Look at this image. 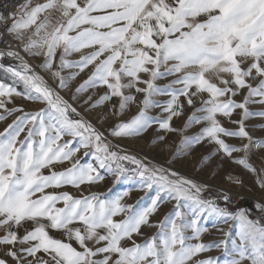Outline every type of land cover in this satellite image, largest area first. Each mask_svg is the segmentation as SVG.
<instances>
[{
    "label": "snow or ice",
    "instance_id": "6c2138e0",
    "mask_svg": "<svg viewBox=\"0 0 264 264\" xmlns=\"http://www.w3.org/2000/svg\"><path fill=\"white\" fill-rule=\"evenodd\" d=\"M0 27V38L6 33L25 53L43 57L40 67L59 81V88H67L91 65V75L76 93L105 86L92 108L118 97L119 112L114 114L119 115L136 102L133 90L143 94L137 114L108 129L112 137L138 136L152 123L174 131L170 121L182 114L186 102L194 109L186 127L204 126L195 136L182 138L175 155L206 140L216 145L213 155L223 153L256 172L247 159L252 137L245 120L253 115L250 104L264 105V0H25L15 12L0 14ZM84 49L92 51L77 61L66 59ZM4 57L19 61L15 66L0 64V69L24 90L0 81V121L21 113L0 132V264H264V197L254 205L260 213L255 219L250 218L251 209L231 211V196L223 190L203 198L208 185L119 150L11 45L0 50V59ZM65 68L79 71L65 76ZM166 77L174 78L163 86L156 83ZM245 89L247 94L237 102L234 97ZM14 96L45 106L37 111L9 108ZM158 96L169 99L161 103ZM155 107L168 113L167 118L149 115ZM237 109L241 116L232 119ZM256 114L264 116V111ZM218 116L229 118L236 130L223 126ZM227 137L248 143L237 146L226 142ZM81 149L94 157L95 165L73 159ZM66 161L70 166L57 171L55 166ZM101 169L116 182L138 177L140 187L155 195L140 206L123 203L128 192L104 198L96 192L77 197L46 191L94 184L104 179ZM228 179L243 184L239 177ZM257 183L264 190V176H257ZM165 201H175L174 207L153 225L150 217ZM207 217L213 226L236 221L239 242L228 233V239L202 242L208 226L201 221ZM153 226L158 231L138 242L142 228ZM221 246L222 261L194 259Z\"/></svg>",
    "mask_w": 264,
    "mask_h": 264
},
{
    "label": "rangeland",
    "instance_id": "374dc122",
    "mask_svg": "<svg viewBox=\"0 0 264 264\" xmlns=\"http://www.w3.org/2000/svg\"><path fill=\"white\" fill-rule=\"evenodd\" d=\"M43 2V0H33V3ZM92 51V49H84L80 53H72L66 57L68 60L77 61L80 59L81 55H86L88 52ZM25 60L32 66V69L38 73L39 70H43L49 76V80L45 79L47 83L53 87L59 94L67 100L73 107H76L80 112L81 116L90 121L97 129L103 131L107 139L115 144L119 145V150L124 153L135 155L138 159H141L144 163L151 165H157L164 168H171L174 171L179 172L182 176L193 179L197 183L206 184L209 187L203 193V198L208 199L214 197L220 192L224 190L223 188H237L240 189L243 193L249 194L253 196L255 203L261 201V198L264 197V190H255L252 192L250 190L253 189L250 186H247V180H242V178L237 176L235 172H232L231 168L235 167L237 163L233 162V160L229 158H221L215 157L213 155V151L211 148L206 146L203 142L201 144L194 145L190 150L186 151L183 155L176 156L175 153L177 148L180 146V142L184 137H190L191 134L184 131L185 129L180 128L179 126H175L172 129L174 131L162 130L159 128L158 123L151 124L144 132L139 134L138 136L132 137H112L108 129L114 126L119 121H126L130 119L133 115L137 114L140 107V101L143 99V94H133L136 95V102L129 105L126 111L123 113L116 115L114 113L119 112V98L113 97L109 101L104 102L103 104L92 108L91 105L102 96L106 88L105 86H97V87H88L85 91L77 94L76 88L83 83L87 78L91 75L92 66L90 65L83 72H80L75 79L69 81L67 88H59V81L54 79L50 72L40 67L43 63V57H35L25 53ZM59 50L57 51L56 62L59 63ZM28 56V57H27ZM28 58H33L37 61V65L34 66ZM14 61V60H13ZM18 64L19 62L16 61ZM0 63L2 62L0 59ZM79 69L77 68H65L62 71V74L65 76L70 75L72 72H77ZM42 76V75H41ZM166 78L160 79L156 81V83L164 84ZM0 81L4 83L12 84L19 91L24 90V85L22 83L15 82L10 74H6L2 69H0ZM255 83V82H254ZM246 89L243 90L242 94H238L234 97L235 100H243V95H246ZM75 96V99L73 97ZM91 97V100L88 103H85L88 98ZM115 105V108L113 107ZM9 108L15 106H22L25 111H37L39 108L44 107L42 103H38L35 101L26 100L22 97H13V102L7 105ZM264 108H261L262 111ZM149 115L156 117V113L148 110ZM21 115V113L16 112L14 116ZM73 118L75 114H72ZM158 115V114H157ZM158 118V117H157ZM159 119V118H158ZM264 127V126H261ZM24 133L21 134V138ZM163 136L164 139L161 140L159 137ZM65 140L71 139V137H64ZM118 141V142H117ZM260 141L259 139H252V143L250 145L249 151L247 153V159L253 155V149L259 148L256 146V142ZM264 141V140H262ZM248 143V142H247ZM254 146V148H252ZM84 149H81L79 153L76 155V159L81 160L82 163H93L96 164L94 157L89 153V155H84ZM260 152V166L256 167V172L264 176V152ZM207 157V159H205ZM249 161V160H248ZM250 163V162H249ZM252 165V163H250ZM135 167V166H134ZM254 167V164H253ZM101 174L104 176L102 186L92 187L89 184L82 185L80 189L74 188L71 193L72 195L80 196L87 195L91 192H96L102 194L104 198H111L112 195L116 196L118 194H122L123 192H128V195L124 197L123 203L137 205L139 202L140 206H146L151 202V198L155 195L154 190L141 188L138 184V177L130 176L128 179H122L119 182L115 181V177L111 174H108L106 170L101 169ZM231 173V175H230ZM239 177L243 181V185H233V181L229 180L228 177ZM58 189H52V191H56ZM47 191V190H46ZM245 200V199H243ZM264 202V201H261ZM175 201H165L160 205L157 212L154 213L150 217V221L153 225L159 224L164 217L172 210L174 207ZM237 209V208H236ZM235 209V210H236ZM234 210V211H235ZM257 211V210H256ZM255 211V212H256ZM252 214V213H251ZM260 213L257 211L256 214L252 215L253 219L259 216ZM123 216H118L116 219H122ZM202 223L208 226V231L201 236V241L204 243H212L219 242L221 240L228 239L225 234H230L231 239H236L239 242L238 237L236 235L238 230H235L233 221L229 220L227 223H217L215 226L212 224V218L207 217L202 219ZM153 227H143L142 232L144 236L136 237L138 242H141L146 237H151L158 230H146ZM215 229V230H212ZM195 242V241H194ZM229 247H231V243L229 240ZM0 255H3V250L0 248ZM204 258L212 257V258H220L222 261L224 256L223 246L217 248L212 247L207 252L203 253ZM11 264V261H10ZM244 264H248L247 261Z\"/></svg>",
    "mask_w": 264,
    "mask_h": 264
},
{
    "label": "crops",
    "instance_id": "0c3cea01",
    "mask_svg": "<svg viewBox=\"0 0 264 264\" xmlns=\"http://www.w3.org/2000/svg\"><path fill=\"white\" fill-rule=\"evenodd\" d=\"M0 64H2V63H0ZM3 65H5V67H7V66H15V65H18V63L16 61H13L12 63H8V64L3 63ZM173 78L174 77H166V80H165L164 84H162V83H157V84H159L161 86L166 85ZM252 83H254V82H252ZM6 84H9V83H6ZM155 99H157L161 103H163L164 101L169 99V97L168 96H158V97H155ZM181 100L183 101L184 98L181 97ZM236 101L237 102H242V100H236ZM197 106H199V102H197ZM248 107H249V110L253 113V115L249 116L245 120L246 130L249 132V135L252 137V139L261 140V146H260V148L258 147L259 150L258 149H253V155L251 157H249V159H248L249 160L248 162L252 163V166L254 164V168L256 169L257 166H260L259 163H261V161H262L260 159V152L259 151L264 152V141H262V140H264V127H261V126H264V116L257 115L256 113L261 112L260 109L264 108V105H261V104H250ZM150 110L156 113V118L158 117L159 120L166 119L167 116H168V113L163 112L161 107L151 108ZM2 111L3 110L0 109V112H2ZM193 111H194V109L192 107H189L186 104V102H185V106H184L182 114L173 117L172 120L170 121L171 128H173L175 126H179L180 128L185 129L184 131L190 133L191 134L190 137L195 136L196 134H198L199 131L201 130V128L204 126L203 123H201V124H192L191 126L186 127V124H187V121H188V117L192 114ZM262 111H264V109ZM241 112H242V110H240V109L235 110L234 113H233L232 119H239L240 116H241ZM14 118H15V116L13 114L12 116H8L5 120L0 121V132H2L4 130V128L7 127V125L10 124ZM218 118L221 120V123L223 124V126L229 128L231 130H236L237 125L232 124L229 121V118L222 117V116H218ZM152 127H154V124L152 125ZM225 139H226V142H228L230 144L237 145V146L241 145L242 143H247L248 142L246 139L241 140L240 138H236V137H227ZM202 142L206 146L211 148L213 153L215 152V149H216V145L215 144L208 143L206 140L202 141ZM252 148H254V146H252ZM234 155L235 156H242L243 153H235ZM214 156L218 157V158H221V160L223 158H228L223 153H216V154H214ZM73 159L75 160L76 156ZM70 164H71V162H67L66 161V162H64L62 164H57L55 166V168H56L57 171H60V170H62L64 168H66V167H69ZM231 170H232V172H235V174L237 176L239 175V177L242 178V180H244V181L247 180L246 181L247 182L246 185L253 188V189L250 188V190L252 192H255V190H257V189L258 190H262L259 187L258 183H257V176H261V174L259 173V170H258V172L253 173V172L245 169L242 165H239V164H236V166L232 167ZM43 171H44L45 174H48V169H44ZM102 183H103V180L98 181V182H96L94 184H91V186L92 187H94V186L95 187H99V186H102ZM73 189H74V187H72V186H63V187L59 188L56 191H58V192H60V191L72 192ZM47 191H52V189H47ZM262 192H263V190H262ZM37 195H39V194H37ZM247 195L248 196L243 201L242 207H239V208L251 209L252 210V214H251L250 218L253 219L252 215L253 214L255 215L256 212H257L255 207H254L255 201H254L253 196H251L249 194H247ZM74 196H76V195H74ZM77 197H79V196H77ZM112 197H115V196L112 195L111 198ZM58 206H62V205H58ZM239 208H237V209H239ZM235 211H233V212H235ZM231 221H233L235 230H238V223L236 221H234V220H231ZM25 227H28V225H25ZM146 230H158V228L155 227V228H149V229H146ZM212 230H215V229H212ZM22 232H23V230L21 229V233ZM0 234H2V232H0ZM52 234L53 235H59L58 233H55V232L52 233ZM0 248L3 250L2 246H0ZM194 259H206V258H204L203 253H200V254H198L197 257H194Z\"/></svg>",
    "mask_w": 264,
    "mask_h": 264
},
{
    "label": "built area",
    "instance_id": "2783aa9c",
    "mask_svg": "<svg viewBox=\"0 0 264 264\" xmlns=\"http://www.w3.org/2000/svg\"><path fill=\"white\" fill-rule=\"evenodd\" d=\"M24 3L25 0H0V14L7 16L10 13L15 12L19 8V6ZM0 32H4L3 27H0ZM9 45H11V48L13 50L19 51L20 55L23 58H25V54L23 53V50L19 46L18 42L5 33L3 37L0 38V50H7ZM6 58L17 61V59L13 57H6ZM125 166L128 168L134 167V165H132L129 162H125ZM233 185L237 186V184L235 183H233ZM223 191L229 193V195L231 196V203L228 205L229 207H236L241 200L245 199L248 196L247 194L243 193L240 189L237 188L230 187L224 189Z\"/></svg>",
    "mask_w": 264,
    "mask_h": 264
},
{
    "label": "trees",
    "instance_id": "16d2710c",
    "mask_svg": "<svg viewBox=\"0 0 264 264\" xmlns=\"http://www.w3.org/2000/svg\"><path fill=\"white\" fill-rule=\"evenodd\" d=\"M2 60V62H6V63H12L13 62V60H10V59H8V58H6V57H4V58H2L1 59ZM243 201L244 200H241L240 202H239V204L236 206V207H229V209L231 210V211H234L236 208H239V207H242V205H243ZM221 203V206H223V203L222 202H220Z\"/></svg>",
    "mask_w": 264,
    "mask_h": 264
},
{
    "label": "bare ground",
    "instance_id": "6f19581e",
    "mask_svg": "<svg viewBox=\"0 0 264 264\" xmlns=\"http://www.w3.org/2000/svg\"><path fill=\"white\" fill-rule=\"evenodd\" d=\"M28 57V56H27ZM29 60H30V62L34 65V66H36L37 65V61L36 60H34L33 58H28ZM39 72H40V74L45 78V79H47V80H49V76L46 74V72L45 71H43V70H39ZM118 142V141H117ZM231 175V174H230ZM232 176V175H231ZM234 177V176H233ZM223 189H226V188H223Z\"/></svg>",
    "mask_w": 264,
    "mask_h": 264
}]
</instances>
